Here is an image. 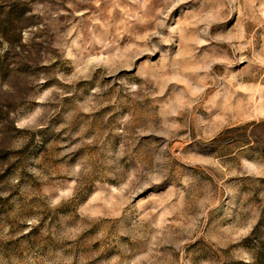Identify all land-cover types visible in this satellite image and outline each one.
Here are the masks:
<instances>
[{"label":"rangeland","instance_id":"rangeland-1","mask_svg":"<svg viewBox=\"0 0 264 264\" xmlns=\"http://www.w3.org/2000/svg\"><path fill=\"white\" fill-rule=\"evenodd\" d=\"M0 264H264V0H0Z\"/></svg>","mask_w":264,"mask_h":264}]
</instances>
